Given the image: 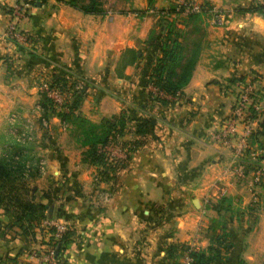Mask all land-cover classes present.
<instances>
[{
	"label": "crops",
	"instance_id": "crops-1",
	"mask_svg": "<svg viewBox=\"0 0 264 264\" xmlns=\"http://www.w3.org/2000/svg\"><path fill=\"white\" fill-rule=\"evenodd\" d=\"M15 1L0 0V122H4L1 115L6 111L36 108L38 93L28 77L35 73L37 62L46 71L63 73L67 68L66 74L73 69L65 65L79 62L81 75L92 83L84 89L78 113L92 122H100L103 116L108 119L123 112L128 118L122 137L141 141L128 166L119 171L112 195L104 200L99 191L104 182L91 180L96 169L93 164L86 166L79 156L77 166H63L70 178L55 189L63 190L65 196L49 191L41 202L47 211L72 222L73 234L59 251L60 262L55 254L45 263L160 264L153 254L161 225L151 226L155 217L151 206L185 203L186 197L178 200L175 195L182 193L180 188L185 190L193 183L191 174L199 171L208 176L210 170L220 168L224 159L218 160L223 158L221 152L226 151L225 147L219 148L213 133L234 98L236 86L228 80L230 76L249 71L262 73L260 85L264 89V14L243 9L264 2L207 0L225 12L228 21L225 25H208L206 45L188 82L174 102L162 103L148 100L145 83L159 53L156 34L167 26L160 24L154 29L155 23L150 36L151 24L134 25L136 19L121 11L87 13L61 0H41L29 6L21 20L24 29L37 35L34 51L38 54L28 58L31 53L19 50L7 36L10 7ZM132 1L134 6L143 7L147 0ZM168 1L152 2L163 7ZM126 47L139 49L141 55L122 67L118 60ZM145 117H152L154 124L145 134H137L136 122ZM50 122L56 124L59 119L52 117ZM254 131L257 145L264 148V112ZM59 157L60 154H54L53 162L58 163ZM58 167L62 168L60 163ZM174 190L175 195L169 196ZM185 215H176L178 227L185 226ZM11 218L0 206V232ZM2 237L0 264H14L7 256L11 255L15 242L7 243Z\"/></svg>",
	"mask_w": 264,
	"mask_h": 264
},
{
	"label": "rangeland",
	"instance_id": "rangeland-1",
	"mask_svg": "<svg viewBox=\"0 0 264 264\" xmlns=\"http://www.w3.org/2000/svg\"><path fill=\"white\" fill-rule=\"evenodd\" d=\"M95 1L105 9L104 13L121 11L124 15L136 19L134 25L139 24V27H145L151 24L148 34L153 35V26L157 23L154 29L160 24H164V26L172 25L173 28L176 26L174 30H183L184 35H188L189 38L203 36V48L207 42L208 25L220 26L225 25L228 21L225 12L209 4L207 0H191L201 6L198 13H195V16L192 17L177 10L175 0H169L163 7H156L152 2L153 0H147L146 5H143V7L134 6L132 0ZM261 1L264 2V0ZM173 5L174 7H172ZM212 11L221 14V23L213 20L211 17ZM261 11L264 12V10ZM178 17L182 19H176ZM130 21L134 22L132 19ZM22 22L20 23L22 24ZM195 26L197 29L193 28ZM151 28L152 31L150 32ZM165 28L156 34L157 40H161V34L166 31ZM36 36L34 33H30L32 42L20 44L14 40L12 42L22 52L31 53L28 58H32V54H34V57L38 54L34 51L37 47L34 44L36 43L35 39L37 40ZM39 64L37 62L35 73L28 77L30 81L33 80L30 85H34L38 93L35 94V98L39 97V90L43 87V84L46 83V86H49V82L57 75L68 76L73 84L68 87L67 93L64 91L59 93L57 100L52 98L56 102L53 107L55 110L49 109L45 119L40 117L42 108L38 103L39 98L36 102V108L16 109L2 114L1 119L6 121L0 122V151L11 148L13 146L10 142L11 137L17 136L20 138L21 145L15 147L16 150L21 148L20 150L25 154L35 155L33 158L34 161L38 159L36 161L38 162V173L30 178L27 177L28 194L32 195L34 200L41 201L42 196L49 191L54 192V194L61 193L63 197L65 196L63 190L55 189L60 182L64 183L70 178L67 169L63 166L69 164L77 166L79 156L80 161L88 166L90 163L83 161L82 151L89 148V145L84 144L82 140H86L88 134L90 138L93 137L90 141L94 140L98 136L96 134H101L105 127H102L104 116L101 119L102 121L95 122L102 125L95 126L93 129H89L90 131L77 127L75 117L79 114L78 109L82 99L77 109L72 111L71 114L66 113L65 119H62L57 113V110L61 109L60 103L64 101L66 94H71L75 89L84 88L86 90L88 85L92 83L90 78L81 75L82 65L79 62L65 65L73 69L69 74H66L65 70L67 68H62L63 73H57L56 71L51 72V70L46 71ZM256 73L258 81H255L254 85L260 90L261 95L264 92L263 86L260 85L262 73ZM24 96H28V94H24ZM34 101L32 102L34 103ZM263 112L264 109L257 113L255 123L252 125L253 129L258 124V118ZM6 116L8 117L6 118ZM52 117H58L59 122L56 124L50 122ZM122 135L117 136L114 148L116 149V155L125 150V157L119 155L123 160L125 159L123 162L126 164L120 165L113 175H100L97 168H94L91 175L93 182H104L102 189L97 188L101 192L103 200L112 195L119 171L128 166L133 154L132 152L127 158L128 145L124 141L129 138H124ZM23 137H30L28 138L30 141H24ZM213 138L219 148L225 147V151L229 152L228 155L225 154L226 152H221L223 158L220 157L218 161L224 160L220 168L216 166L213 171L210 170L208 176L201 174L199 171L191 174L194 180L187 189L182 190L180 188L182 193L180 192L177 195H175V190L169 192V196H178V200H184V197H186L185 203L179 201L173 204L164 203L165 205L155 204L151 206L153 215H155L151 226L161 225V231L155 237L158 240V245L156 246V252L153 254L160 264H264V159L260 156V154H264L262 151L260 152V150L264 152V148L251 143L246 150L242 151V154H237L235 146L223 145L215 137ZM54 154H60L62 157L57 158L62 167L61 169L58 167V163L53 162V159H56ZM49 159H52L53 163H49ZM54 170L55 172H53ZM103 170L105 169H101L102 172H104ZM75 179H78L77 176H75ZM44 214L46 218L63 222L69 228H73L72 222L47 211L46 207ZM176 215L186 216L184 227H178L179 219ZM15 223L16 225L11 224V220H8L0 232V235L4 237H2V240L6 239L7 243H9V240L15 242L11 255L7 256L11 262L14 261V264H46L45 262L48 260L46 255L51 248L55 250L54 255L58 252L60 243H53V239L46 237L47 233L44 227L47 226L37 225L34 233L32 230L34 226L30 228L31 226L26 220L19 218ZM144 238L150 242L149 238ZM18 251L19 255H16ZM14 257L15 260L12 259Z\"/></svg>",
	"mask_w": 264,
	"mask_h": 264
},
{
	"label": "trees",
	"instance_id": "trees-1",
	"mask_svg": "<svg viewBox=\"0 0 264 264\" xmlns=\"http://www.w3.org/2000/svg\"><path fill=\"white\" fill-rule=\"evenodd\" d=\"M64 1L83 12L102 14L105 12V9L100 6L95 0H61ZM78 1H80L78 3ZM174 7V5L172 6ZM244 10H256L264 14L261 10H264V4H256L255 6L249 8L245 7ZM137 11V10H135ZM195 13L198 12H189L187 15L190 17L195 16ZM176 26H174L175 28ZM172 25H168L166 31L161 35V40L157 44L159 53L155 56L150 69L147 74L146 79V95L149 101H159L162 103L174 102L175 99L168 98L164 95L153 93V91L148 87L149 84H152L156 87L157 90L163 91L171 95H175L177 92H180L183 86L188 82L194 65L196 64L200 52L203 48L204 40L203 36H195L189 38L188 35H184L183 30L176 31ZM197 29V27H193ZM152 34H150L151 36ZM141 51L136 48L126 47L121 53L118 64L120 63L122 67L126 63L134 62L138 57H140ZM244 74L232 75L228 79L231 83H234L236 80L241 79ZM72 80L65 75H57L49 82V89L55 88L59 93L68 92V87H70L73 82ZM83 89H75L71 94H66V98L63 102L60 103V110H57V113L62 119H65L66 113L71 114L72 111L79 107V104L82 99ZM38 103L42 108L41 119H45V116L48 115V110H55L54 100L48 94V92L42 88L39 90ZM53 104V106H52ZM77 127L84 128L87 131L93 129L95 126H101V123H95L89 120L88 118L76 115ZM128 116L119 112L114 114L111 119H104L103 125L105 129L98 135L94 140L90 141V138L87 135L86 140H82L84 144L89 145V148H86L82 151L83 161L93 164L97 170L100 171V175L108 176L109 174L113 175L120 167V165L126 164L125 162H120L117 160H109L108 155L106 154L104 145L108 142H116L117 136L122 135L123 126L125 124ZM154 120L152 117H145L140 121L136 122L135 132L137 134L143 135L153 126ZM254 129L250 134L251 141L258 144L257 137L254 134ZM89 133V132H88ZM89 137V138H88ZM30 138V137H28ZM27 137H23L24 141H30ZM14 148H7L6 150L0 151V206L8 211L12 218L11 224L16 225V220L21 218L26 220L31 226L33 232L35 233V228L37 225L42 223V220L46 218L44 214L45 205L38 200H34L32 195H29V188L27 186V179L31 176H35L38 173V162L34 161V156L32 154H25L19 148L16 150L15 147L21 145L19 137H11L10 141ZM128 145L127 158L135 151L141 144L140 139L138 138H129L124 141ZM258 146V145H257ZM259 147V146H258ZM89 159H88V157ZM99 168V169H98ZM101 169L104 172L101 171ZM28 177V178H27ZM98 179V178H97ZM44 227V226H43ZM46 229V237L53 239V243L59 245V250L56 253L58 257V262H60L59 251L65 247L67 242L70 240L71 235L73 234L72 228H67L62 232L59 238L54 236L53 228L51 226L44 227ZM44 237V236H43ZM19 255V251L16 253ZM199 256V255H198ZM15 260L16 258H12ZM199 259V257H198ZM29 264V263H28Z\"/></svg>",
	"mask_w": 264,
	"mask_h": 264
},
{
	"label": "built area",
	"instance_id": "built-area-1",
	"mask_svg": "<svg viewBox=\"0 0 264 264\" xmlns=\"http://www.w3.org/2000/svg\"><path fill=\"white\" fill-rule=\"evenodd\" d=\"M40 1L41 0H17L11 5L10 19L7 23V36L11 40L19 44L31 41L30 32L24 29L20 22L26 17L28 7ZM175 7L185 14L189 12H198L201 9L200 4L192 2L191 0H175ZM211 17L216 22H222L221 14L216 11L211 12ZM257 76L256 72H247L241 79L234 82L236 90L230 110L226 115L220 118L216 130L213 133V137H215L218 142L223 143V145L228 144L235 146L237 154H242L243 150H246L251 143H254L250 138V134L253 130L252 125L255 123L257 113L264 109V92L260 95V90L254 85L255 81H258L256 79L258 78ZM46 85L47 84L44 83L41 88L46 90L54 100H57L59 96L57 89H49ZM148 87L153 93H158L168 98L176 99L179 96V92L175 95L164 93L163 91L157 90L152 84H149ZM114 143L115 142H108L104 145L108 159L123 162L125 159L123 160L119 154L125 157L126 152L122 150V152L116 155ZM261 151L264 153L263 150H260V152ZM260 156L264 159V154H260ZM41 224L43 226H51L53 228V234L57 238L68 228L63 222L49 218H44ZM46 258H54L53 248H51L50 252L46 255Z\"/></svg>",
	"mask_w": 264,
	"mask_h": 264
}]
</instances>
